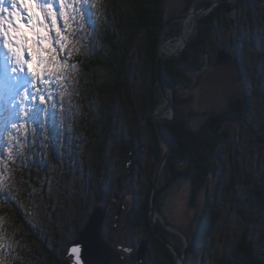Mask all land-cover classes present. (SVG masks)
I'll list each match as a JSON object with an SVG mask.
<instances>
[{"label": "rangeland", "instance_id": "rangeland-1", "mask_svg": "<svg viewBox=\"0 0 264 264\" xmlns=\"http://www.w3.org/2000/svg\"><path fill=\"white\" fill-rule=\"evenodd\" d=\"M35 2L42 5L46 0ZM187 2L166 0L167 12H177L185 8ZM6 7L8 12L13 11L10 5ZM134 7L133 0H63V6L60 0H53L56 25H52V17L45 14V9L38 6L34 11L43 24L38 25L36 31L28 26V13L22 7L19 9L24 17L19 27L28 39L23 57L33 61L34 70L38 67L47 69L43 79L47 81L46 92L52 95L49 97L46 94L41 103L34 98L35 90L29 87L32 96L23 100L21 95L12 98L5 80V58L0 55V90L4 89L7 93V104L4 106V101L0 104V112L4 113L7 108V112L15 109L16 115L12 120L19 129L12 128L7 112L2 114L0 264H56L57 258L74 240L77 226L86 224L99 203L96 196L99 184L104 191L102 204L109 210L104 224L107 234L112 232L119 206L115 200L116 193L132 202L130 210L147 195L153 163L150 149L153 130L138 112L140 87L150 72L149 63H145L147 45L143 41L137 45L131 59V92L119 90L110 112L101 114V100L107 101L108 97L99 91V86L109 80L106 77L108 70L100 68L88 72L84 67L88 58L92 59L105 50L107 32H116L119 22L125 20ZM253 9L251 14L238 11L229 16L222 15L223 27L226 21L234 20L230 25L232 30L223 28L215 35V39L219 38L216 43L220 47V44L225 45L226 50L238 58V64L217 65L215 51L212 63H204L206 69L201 75L200 85H186L180 89L187 100L185 112L193 114L192 123L197 127L210 114L223 113L236 98L248 102L247 122L226 120L230 137L222 145L220 156L214 161V169L207 177L200 208L189 205L192 185L188 180H180L164 198V214H161L164 220L159 218L157 225L161 224L167 231L176 234V242L183 249L181 252L187 251L184 264H217L220 258L228 256L246 231L254 247L264 249L261 239L264 234V210L254 203L250 193L253 183L243 179L245 174H250L248 178L250 176L251 180L258 182L264 191V0H257ZM8 12L4 13L5 17ZM198 19L201 18L196 17L192 24L191 37ZM176 41L182 43L179 38H174L163 46V50L169 52L166 46H172ZM7 52V47L0 48V53ZM8 55L7 63L11 67V54ZM41 60L46 63L40 65ZM24 68L19 75L33 79L27 71L28 66ZM245 71L247 80L242 74ZM36 87L40 88L39 81H36ZM167 90L171 97L170 87ZM37 107L43 111L39 116H33ZM158 110L161 116L171 115L165 100ZM176 117L175 110L174 120ZM110 118L111 138L108 143L92 140L88 130L97 126V131L102 133L101 123ZM9 132L13 139L9 138ZM134 139L139 162L133 174L127 177L128 154L124 144ZM103 145L105 152L102 153L99 147ZM100 156L106 162L99 170ZM236 167L244 170L240 173L242 180L235 176ZM208 199L218 208V222L205 244L197 251H191L185 234L198 227L203 205ZM10 203L20 208L29 228L17 221L11 208L8 209ZM6 207L7 210L2 211ZM167 223L181 231L184 237L167 227ZM120 233L116 241L120 249L127 252V264H133L131 252L139 248L142 240H148L149 231L145 228H124ZM145 264L155 263L150 259Z\"/></svg>", "mask_w": 264, "mask_h": 264}, {"label": "trees", "instance_id": "trees-1", "mask_svg": "<svg viewBox=\"0 0 264 264\" xmlns=\"http://www.w3.org/2000/svg\"><path fill=\"white\" fill-rule=\"evenodd\" d=\"M210 2L211 0H188L185 8L174 13H168L166 0H133L134 9L126 15L125 20L119 22L116 32H107L105 50H101L92 59L88 58L87 64H84L88 72H95L100 68L108 70L106 77L109 80L104 81L99 86L100 93L108 97L107 101L101 100V114H104L112 110L119 90L131 92V87H133L130 81L131 59L140 42L143 41L147 45V61L145 60V63H149L150 72L147 79L144 77L145 79L140 87L138 112L153 130V144L150 147L153 163L148 183V193L127 214L125 228H145L149 231L148 242L151 245L152 258L155 264H175V257L167 245L154 233L150 221L153 177L163 155V147L153 120L156 112L158 114L161 113L158 109L164 103L157 76V52L162 42L180 34L182 22L193 6L201 8L210 4ZM256 3L257 0H228L220 4L211 15L197 20L192 39L181 56L173 59H161L165 81L169 85L171 92L175 94L177 114L174 122L161 124L174 144V152L168 158L160 177L158 205L162 215L164 214L163 201L166 193L169 189L176 186L180 180L191 182L189 205L191 208H200V205L203 204L201 202V194L207 177L214 169V161L219 158L222 145L230 137L226 120L233 119L238 122H247L248 102L245 99L236 98L230 102L231 106L223 113L210 114L197 127L194 122L192 123L193 114L185 112L187 100L183 98L180 89L186 85L199 86L202 82L201 75L206 69L204 68L205 61L212 63L215 51L225 48V45L220 44L222 47L219 46V38L217 36V39H215V35L223 28L226 31L232 30L230 25L231 22L232 24L234 23V20L231 19L229 23L226 21V25L223 27L221 16H229L232 12L238 11H245L247 14H251L254 10L253 8L256 7ZM217 40L218 42L216 43ZM213 65L216 66L215 64ZM240 67H243V64H240ZM242 74L243 78L247 80L246 71L242 72ZM6 94L5 90H0V104L4 101V106L7 104L5 102ZM7 111L8 108L4 113L0 112V129L4 119L2 114L5 115ZM8 113L6 116H8ZM108 120H104L100 125L102 133L97 131V126H92L88 130L92 140L96 139L98 142L108 143L111 138V118ZM124 146L126 147V153L129 155L130 151L137 147L136 139L125 143ZM104 148L105 146L103 145L102 148L99 147V150L103 153L105 152ZM100 157L99 170L100 166L106 162L103 156ZM240 173H244V170L236 167L235 176L242 180L241 177L243 175ZM247 175L250 174H245L243 179L245 178V182L253 183L250 193L253 195L254 203L259 206V209L264 210V191L258 182L251 180L250 176L248 178ZM121 180L122 178H120L119 182ZM102 188V184H99L96 193L99 203H102L105 199ZM10 205V207L8 205V209L11 208V213L17 221L24 225L25 228H29L20 208L13 203H10ZM6 210L7 207L2 211ZM202 211L198 227L189 234H185L190 241L191 251H197L205 244L218 222V208L210 199L206 200ZM83 227L77 226L74 239L79 235ZM158 228L168 240L174 242L177 248L183 251L181 245L176 242V234L167 231L161 224H158ZM261 237L264 241V234ZM260 250L256 249L253 243L249 241V233L246 231L228 256L220 258L217 264H264V249ZM67 252L68 249L62 253L61 257L57 258L55 263L71 264V260L67 258Z\"/></svg>", "mask_w": 264, "mask_h": 264}, {"label": "water", "instance_id": "water-1", "mask_svg": "<svg viewBox=\"0 0 264 264\" xmlns=\"http://www.w3.org/2000/svg\"><path fill=\"white\" fill-rule=\"evenodd\" d=\"M228 0H213L212 3L208 6H204L200 9H196L194 6L192 10L187 14L184 18L181 27V33L174 38H179L182 41V45L178 50L172 52H166L163 50V46L168 43L169 41L173 40H166L162 42L159 46L157 52V76H158V83L160 89L162 91L164 100L166 105L169 107L171 115L168 117L161 116L156 112L153 116V120L155 123V129L157 135L163 145L162 139H165L168 143V147L166 148L163 145V155L161 161L157 167V170L153 177V185H152V192H151V211H150V221L153 227L154 233L159 237L169 248L173 256L175 257V264H184L185 263V254L184 252L179 251L177 246L167 239V237L159 230L157 222L160 218L164 220L161 215L159 205H158V192L160 189V177L163 172V168L174 152V144L165 130L162 128V123H172L174 122L175 118V110H176V101H175V94L170 92L171 97L168 93L169 85L165 81L163 72H162V58L173 59L181 56L187 46L188 43L191 41L192 37L188 36L185 38V24L187 20L192 17L196 16L197 18H202L208 14H210L213 9L219 7L220 4L227 2ZM232 62L233 64H238V58L233 57L230 51H227L226 48H221L217 51L216 57V64L220 66H224ZM139 162V151L137 148L130 151L128 155V160L126 163V176L130 177L134 169ZM115 200L119 202L118 210L114 217L113 229L111 234H107L104 231V224L109 216V211L107 206H104L102 203H99L91 215L89 216L88 221L86 222L85 226L82 228L79 235L70 243L67 252V258L71 260V264H127L129 262V257L127 252L123 249H120L117 242L116 236L122 231L125 225V218L130 211L132 206V202L124 199L119 196L118 193L115 194ZM167 227L171 228L179 235H184L181 231H178L175 228H172L168 223ZM187 242V239H184ZM73 248H79V255L77 258V254L72 252ZM149 250V242L148 240H142L140 242L139 248L136 253V264H142L146 259L147 253Z\"/></svg>", "mask_w": 264, "mask_h": 264}, {"label": "snow or ice", "instance_id": "snow-or-ice-1", "mask_svg": "<svg viewBox=\"0 0 264 264\" xmlns=\"http://www.w3.org/2000/svg\"><path fill=\"white\" fill-rule=\"evenodd\" d=\"M53 0H46L42 5H37L35 0H0V48L7 47V53H0V55L5 58V80L8 83V92L12 98L17 95H21L22 100L27 99L32 96V92L29 91V87L35 90V99L43 103L45 100V95L47 94L51 97V92H46L47 81L43 79V75L47 72L44 67H38L37 69L32 68L33 61L24 59L23 51L27 46L28 39L26 36L22 35V29L19 27V22L24 19L21 15L19 9L22 7L25 12L28 13L27 20L28 26L36 31L38 25H42L43 21L39 17L38 13L34 9L38 6L45 9V14L52 17V25H56L55 13L52 9ZM63 6V0H60ZM6 5H10L13 11L8 12ZM8 12L7 17L4 13ZM65 26L67 27V20L65 21ZM59 30H57V36H59ZM15 42V44L13 43ZM42 51V50H40ZM11 54L12 66H8L9 55ZM40 65H44L46 62L39 61ZM27 65V71L31 73L33 79H25L19 75L25 70L24 66ZM36 81H39L40 88L37 89ZM43 109L37 107L32 113L33 116H39ZM28 115V113H25ZM16 115L15 109H12L8 113L9 122L12 124L13 129H17V125L13 122L12 118ZM10 139H13L12 133H8ZM22 146V145H21ZM79 248H73L72 252L79 255Z\"/></svg>", "mask_w": 264, "mask_h": 264}, {"label": "bare ground", "instance_id": "bare-ground-1", "mask_svg": "<svg viewBox=\"0 0 264 264\" xmlns=\"http://www.w3.org/2000/svg\"><path fill=\"white\" fill-rule=\"evenodd\" d=\"M195 7V6H194ZM204 7V6H203ZM196 9H200V8H197V7H195ZM202 8V7H201ZM191 10H192V8H191ZM190 10V11H191ZM195 19H196V16H192V17H190L188 20H187V22H186V24H185V38H188V36H190L191 37V34H192V31H191V28H192V24H193V22H195ZM190 23V24H189ZM188 31V32H187ZM191 32V33H190ZM181 45H182V43H180V42H175L172 46L170 45L169 47L168 46H166L168 49H169V51H171V50H175V49H178V48H180L181 47ZM238 63V62H237ZM169 114L167 113V116H168ZM163 143L165 144V146L166 147H168V143L166 142V140L165 139H163ZM236 179V178H235Z\"/></svg>", "mask_w": 264, "mask_h": 264}, {"label": "flooded vegetation", "instance_id": "flooded-vegetation-1", "mask_svg": "<svg viewBox=\"0 0 264 264\" xmlns=\"http://www.w3.org/2000/svg\"><path fill=\"white\" fill-rule=\"evenodd\" d=\"M109 211V210H108ZM124 228H125V225H124V227H123V229H122V231L124 230ZM113 229V228H112ZM111 229V230H112ZM121 231V232H122ZM108 234H110V233H108ZM120 235H121V233L119 234V237H116V238H120ZM116 240V239H115ZM117 242V241H116ZM174 243V242H173ZM117 244H118V242H117ZM175 244V243H174ZM176 245V244H175ZM118 246H119V248H120V245L118 244ZM137 250H138V248L136 249V250H133V252H131V263H133V264H135V261H136V253H137ZM153 256V254H152V252H151V245H150V243H149V250H148V253H147V256H146V259L144 260V262L142 263V264H145L148 260H150V259H153V258H151Z\"/></svg>", "mask_w": 264, "mask_h": 264}, {"label": "clouds", "instance_id": "clouds-1", "mask_svg": "<svg viewBox=\"0 0 264 264\" xmlns=\"http://www.w3.org/2000/svg\"><path fill=\"white\" fill-rule=\"evenodd\" d=\"M85 41L87 40V37L84 38ZM21 149H23V145L21 146ZM10 151V150H9ZM9 158H11V151H10V155H9Z\"/></svg>", "mask_w": 264, "mask_h": 264}]
</instances>
